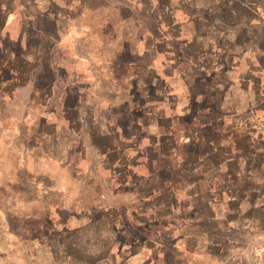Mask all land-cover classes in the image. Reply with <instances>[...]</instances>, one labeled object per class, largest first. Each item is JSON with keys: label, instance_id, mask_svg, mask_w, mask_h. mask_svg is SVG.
I'll list each match as a JSON object with an SVG mask.
<instances>
[{"label": "crops", "instance_id": "crops-1", "mask_svg": "<svg viewBox=\"0 0 264 264\" xmlns=\"http://www.w3.org/2000/svg\"><path fill=\"white\" fill-rule=\"evenodd\" d=\"M36 1L45 5L57 0ZM144 2V17L153 20L156 28H135L136 37L129 32V38L118 43L102 38L104 45H98L99 41L81 44L80 81L73 75L77 57L67 52L77 44H61L68 57L64 59L69 68L66 88L74 100L90 99L97 109L96 115L85 111L94 115V124L84 114L85 145L92 150L84 176L105 181L112 192L121 187L128 188L130 195L134 189L145 190L152 201L179 197L176 209L181 217L190 210L196 214L183 230L172 232L182 238L174 243L177 248L212 264H251L250 249L264 248V0ZM73 3L75 8L69 7L66 15L54 17V23L70 25L54 26L53 35L72 34L73 19L87 17L83 0ZM39 10H35L38 15ZM97 33L109 36L104 27ZM80 34L98 35L85 27ZM89 47L116 53L110 56L98 50L101 53L91 61ZM23 51L18 48L15 57L4 55L7 60L23 58ZM54 64L57 68L56 59ZM1 66L0 71L8 73L3 84L21 73ZM104 69L107 76L96 73ZM86 74L95 84L90 93L83 92ZM70 77L74 79L67 80ZM3 95L0 90V99ZM192 127V154L177 155L178 165L169 170V149L182 131ZM185 139L181 136L177 143ZM69 157L64 161L51 157V161L71 164L74 176L77 158L73 162ZM131 203L136 204V199ZM73 205L67 207L70 213L86 219L81 227L97 220L111 223L121 218L123 210L118 206V211L113 208L116 212L110 213V209L99 211L83 204L79 212ZM57 209L61 216L52 223L53 231L73 238V224H66L65 210ZM93 213L97 218H91ZM11 237L19 238L17 233ZM256 264H264V258Z\"/></svg>", "mask_w": 264, "mask_h": 264}, {"label": "rangeland", "instance_id": "rangeland-1", "mask_svg": "<svg viewBox=\"0 0 264 264\" xmlns=\"http://www.w3.org/2000/svg\"><path fill=\"white\" fill-rule=\"evenodd\" d=\"M27 1L0 0V67L4 64L14 72L16 69L21 72L15 81L3 84L8 73L0 71V90L4 92L0 99V264H212L209 259L188 257L190 251L174 245L182 238L172 232L183 230L190 223L188 219L196 214L190 210L181 217L176 209L179 197L156 201L166 203L161 206L155 204L145 190L136 192L134 189V194L130 195L128 188L121 187L120 191L112 192L105 181L84 176L87 175V157L92 154L91 148L85 145L84 114L91 110L96 115L97 109L90 99L74 100L66 88L64 78L69 68L64 65V59L68 57L61 44H77V48L67 52L77 57L73 75L80 81L84 71L79 62L84 54L81 44L99 41L98 45H102V38L118 43L123 37L128 39L129 32L131 37H136L135 28H156L153 20L144 17L146 2L83 0L84 9H88L87 17L73 19L72 34L53 35L54 26L70 25L63 21L54 23V17L67 14L76 4H72V0L45 5L36 0ZM35 10L41 11L39 15ZM134 14L138 17L134 18ZM82 27L94 34L104 27L109 36L86 37L80 34ZM18 48L24 50L23 58L7 60L4 54L8 52L15 57ZM89 49L93 52H88L89 58L94 59L103 48ZM103 52L116 53L111 49H103ZM150 53L152 55L153 51ZM96 73L107 76L108 72L104 69ZM83 78L87 80L83 82V92L90 93L95 86L90 84L92 77L86 74ZM93 114L85 116L90 124L95 121ZM185 121L190 123L188 118ZM181 136L186 139L177 143ZM194 137L192 127L175 138L168 151L169 170L178 165L177 155L192 154ZM68 156L73 162L77 158L78 173L74 176L70 174L71 164L57 165L51 161L55 158L64 161ZM135 199L136 204L131 203ZM83 204L99 211L107 208L110 213L116 212L113 208L118 211V206H122L121 218L111 223L96 219L97 223L81 227L79 224L85 217L71 214L67 207L73 205L72 208L80 212ZM57 208L65 210L66 224H73V238L70 234L53 231L52 223L60 215ZM91 218H97L96 214ZM16 233L19 238H12ZM247 256L251 264H256L264 258V248H251Z\"/></svg>", "mask_w": 264, "mask_h": 264}, {"label": "trees", "instance_id": "trees-1", "mask_svg": "<svg viewBox=\"0 0 264 264\" xmlns=\"http://www.w3.org/2000/svg\"><path fill=\"white\" fill-rule=\"evenodd\" d=\"M159 200H161V199L158 198V200L157 199H154L153 201L156 202V201H159Z\"/></svg>", "mask_w": 264, "mask_h": 264}]
</instances>
